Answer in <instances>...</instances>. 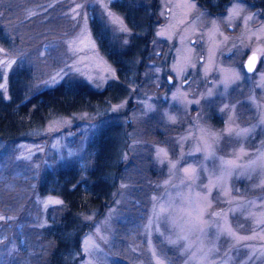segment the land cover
Listing matches in <instances>:
<instances>
[{"label":"rangeland","instance_id":"rangeland-1","mask_svg":"<svg viewBox=\"0 0 264 264\" xmlns=\"http://www.w3.org/2000/svg\"><path fill=\"white\" fill-rule=\"evenodd\" d=\"M119 1L0 0L2 92L17 68L32 72L31 91L65 78L126 85L107 111L124 119L128 166L103 215L81 216L90 228L72 263L264 264V0H207L211 14L198 0H127L151 9L150 32L130 29ZM93 18L118 48L145 36L144 60L121 77L92 35ZM105 111L53 118L40 141L0 143V264L48 263L45 231L64 206L38 192L40 173L88 158Z\"/></svg>","mask_w":264,"mask_h":264},{"label":"trees","instance_id":"trees-1","mask_svg":"<svg viewBox=\"0 0 264 264\" xmlns=\"http://www.w3.org/2000/svg\"><path fill=\"white\" fill-rule=\"evenodd\" d=\"M198 1L211 14L212 9L205 3L207 0ZM140 5L141 3L134 4L127 0L114 3L116 12L122 15L130 29H147L150 32L151 9L149 12L145 11ZM2 22L0 19V46L6 48L9 41ZM100 24L98 18L91 19L92 35L120 76L122 73L127 74L136 59L144 60L142 56L147 50L145 36L134 37L125 47L118 48L109 41L108 32ZM140 70L138 65L136 72ZM32 79V72L28 68H17L7 74L5 92L0 90V143L3 145L40 141L38 131L53 118L71 117L81 112L99 114L106 110L102 115L103 120L97 123L94 134L89 139L88 158L86 156V159L45 168L39 176L38 192L57 196L64 206L58 221H55L57 224L50 225L45 231L53 241L47 264H75L77 258L73 263L71 258L73 255L81 257L80 240L90 228V224L81 221V216L90 212L95 217L103 215L114 196V187L122 176L121 171L128 166L121 156L125 150L122 146L124 119L122 115L115 116L107 111L110 104L126 97V85L120 79L121 82H109L101 89H93L84 83L65 78L52 86L31 91ZM256 137L257 134L253 136ZM221 148V152L226 151L224 146ZM149 195L150 191L146 190L145 198H149ZM148 198L142 206L143 220ZM142 223L139 220L138 229ZM129 238L131 239L130 236ZM141 240L143 241L142 236ZM124 241L126 242L125 239ZM155 247L165 257V253L157 245ZM121 264L125 263L121 261Z\"/></svg>","mask_w":264,"mask_h":264},{"label":"water","instance_id":"water-1","mask_svg":"<svg viewBox=\"0 0 264 264\" xmlns=\"http://www.w3.org/2000/svg\"><path fill=\"white\" fill-rule=\"evenodd\" d=\"M253 56H248V58L243 63V69L247 72L252 71V65H253Z\"/></svg>","mask_w":264,"mask_h":264}]
</instances>
